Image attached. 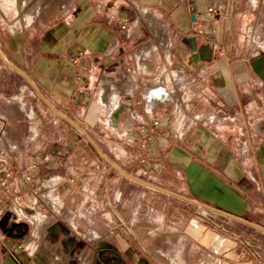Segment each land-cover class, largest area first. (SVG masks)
Masks as SVG:
<instances>
[{
	"label": "crops",
	"instance_id": "obj_1",
	"mask_svg": "<svg viewBox=\"0 0 264 264\" xmlns=\"http://www.w3.org/2000/svg\"><path fill=\"white\" fill-rule=\"evenodd\" d=\"M21 2L30 22L4 27L0 15V51L37 91L9 66L33 91L4 94L0 78V177L12 174L14 192L0 189V264H264L259 240L247 247L226 229L264 232V0H222L216 17H201L208 0ZM159 87L165 101L149 97ZM35 107L82 135L74 124L92 132L105 115L128 139L123 160L95 142L115 165L207 207L119 173L86 135L73 136L77 156L28 168L43 158ZM86 147L98 156L85 167ZM90 191L98 209L86 213ZM122 226L137 240L112 231Z\"/></svg>",
	"mask_w": 264,
	"mask_h": 264
},
{
	"label": "rangeland",
	"instance_id": "obj_2",
	"mask_svg": "<svg viewBox=\"0 0 264 264\" xmlns=\"http://www.w3.org/2000/svg\"><path fill=\"white\" fill-rule=\"evenodd\" d=\"M13 3H16L15 5H13ZM20 3V4H19ZM21 0H0V15L3 14L4 19L6 20V25L7 27H12V25H15V23H17L18 20H20L21 22L25 20V24H29L28 19L30 20L31 17V12L33 11L31 7L29 6H24L21 7ZM21 7V10H19V8ZM34 7V6H33ZM24 18V20H23ZM1 24L0 21V36L2 35L3 32V28H4ZM8 30V29H7ZM11 30V29H9ZM5 31V34H7ZM181 40H184V38H181ZM181 44H183V41H180ZM3 51V50H2ZM3 55L5 58H7L11 63H13L10 58L5 54V52H3ZM186 61H188V57H186ZM3 67V73H1L0 78H2L3 80V93L7 94H13L15 91H17V89L22 85V86H26L28 88H30L31 91L32 88L30 87V85L27 83V81L20 77L19 75H17L16 73H14L13 71H11L9 69V67H7V65L5 63L2 62L1 58H0V67ZM2 82V81H0ZM28 92L26 91L27 94ZM37 96V95H36ZM35 104H39V99L37 97V99L34 102ZM36 106V105H35ZM36 108V114H37V118L36 121L40 123V128L42 129V132H40V137H39V143L40 146H42V150H40L39 152H37V154H42V160H38L39 164L35 163V164H28L27 167L28 168H36L37 166H42L43 168H46L45 166H50V164L46 163L47 158L49 157H56V158H60L63 156H77L75 153V147L74 145L71 143L73 141H76L75 137L73 136H78V140H83V142L86 144V141L88 140L84 135H82L80 132H77L76 130H74L73 128H71V126L69 124L65 125L62 122H60L58 124V126H60V128H56L53 127L52 125H48L47 124V118L44 119L43 117L40 118L39 117V112L37 111L38 107ZM91 123V122H89ZM93 124V123H91ZM111 122L108 121V118L105 117V115L99 117V121L96 123L95 127L92 129V132H89L88 130L85 131L90 135V137L92 138V140L94 142H96L101 148L102 150L106 153L107 155L110 156V153L112 152V154H115L117 156H119L122 160L124 158V156H128L125 155L124 152L128 153V150L125 147V144H123L126 140V142H128V139H125V137L123 135H119L115 134L113 132H111ZM67 128V129H66ZM67 131V132H66ZM74 132H76L78 135H72ZM67 133V134H66ZM63 134H66V139L68 138V143L66 142H57L55 144H52V142H56L59 141V137ZM122 136V137H121ZM155 136L153 133H151L148 137V140H151V137ZM51 145L50 147H47L48 145ZM68 145V147H66V145ZM84 146H87L85 145ZM111 145H113L114 147H111ZM128 146V145H127ZM71 147V148H70ZM129 147V146H128ZM145 150V146L144 144H138L137 147L133 148L132 151H136L138 154L139 152L144 153ZM109 153V154H108ZM134 155V153H133ZM168 154L165 152L164 154L162 153L163 157H166ZM79 156V155H78ZM98 154L96 152H94L92 149H89V147H86L83 149V151H81V155L80 157H83L84 160V165L88 162L91 163V157H97ZM89 160V161H88ZM87 165H85L86 167ZM51 167V166H50ZM51 171V170H50ZM50 171H48V173H51ZM59 171V170H57ZM57 171L53 170L52 172L56 173ZM51 173V176L46 178V182L44 181V183L46 184H52L54 182V177L57 176L58 174H53ZM198 175H199V171H198ZM53 180V181H51ZM51 182V183H50ZM92 191L87 192L89 195V200L87 203H85L84 209L83 211L87 213L88 212H93V209L97 210V194L92 195L91 194ZM96 192V191H95ZM85 193V192H84ZM135 197H133L134 199ZM148 199L150 200V198L148 197ZM57 201H55L56 203ZM241 202L243 204H245L247 206L246 203H244L242 200ZM58 203V202H57ZM250 203V200H249ZM94 205V206H93ZM96 205V206H95ZM245 215H247L250 219H254V220H262V214H260L259 216L253 215L251 212H247L245 213ZM106 220H109L108 217H105ZM219 222H213L211 221L210 227L218 225ZM227 231H228V235L231 237L230 240H243V243L245 246L247 247H251V244L253 242V240H259L258 243L261 246H264V232L263 231H258L257 229L253 228V227H249V226H239L235 223H227ZM106 229H101V231L105 232ZM116 235H124L125 237H127L130 240H137L135 239V237L133 236L134 230H130V229H123V226L118 229L112 230ZM111 239L113 238V235H111ZM262 249V248H261ZM260 259L262 257V251H260ZM262 261V260H261Z\"/></svg>",
	"mask_w": 264,
	"mask_h": 264
},
{
	"label": "water",
	"instance_id": "obj_3",
	"mask_svg": "<svg viewBox=\"0 0 264 264\" xmlns=\"http://www.w3.org/2000/svg\"><path fill=\"white\" fill-rule=\"evenodd\" d=\"M192 19L194 20L195 19V15H193L192 16ZM0 58L3 60V62L7 65V66H9L10 68H12L13 70H16L18 73H20L24 78H26L27 80H28V82L35 88V90L37 91V88L35 87V85H34V83H33V81L31 80V78L28 76V74L25 72V71H23L22 69H20L19 67H17L16 65H14L13 63H11L7 58H5L4 57V55L2 54V52L0 51ZM77 128H79L86 136H87V138L92 142V144L97 148V150L99 151V153H100V155L115 169V170H117L119 173H121V174H123V175H125V176H127L128 178H131V179H133V180H135V181H138V182H141V183H143V184H145V185H147V186H150V187H153V188H157V187H155V186H153V185H151V184H148V183H146V182H144V181H141V180H139L138 178H136V177H133V176H131V175H129V174H127V173H125L122 169H120L117 165H115L103 152H101L100 150H99V148L97 147V145L95 144V142L92 140V138L90 137V135L84 130V129H82L80 126H78L77 124H74ZM157 189H159V190H162V191H164V192H166V193H169V194H172V195H175V196H177V197H180V198H182V199H185V200H187V201H190V202H193V203H196V204H198V205H200V206H203V207H207V206H205V205H203V204H201V203H198V202H195V201H193V200H189V199H187V198H184V197H182V196H179V195H176V194H174V193H172V192H169V191H167V190H164V189H161V188H157Z\"/></svg>",
	"mask_w": 264,
	"mask_h": 264
},
{
	"label": "built area",
	"instance_id": "obj_4",
	"mask_svg": "<svg viewBox=\"0 0 264 264\" xmlns=\"http://www.w3.org/2000/svg\"><path fill=\"white\" fill-rule=\"evenodd\" d=\"M223 11H224V4H223L222 0H208V6H207L205 12L201 14V17H204V16L216 17V16L221 15ZM71 61L73 64L77 63L76 58H72ZM160 90H161V87L156 89V91H160ZM156 124H158V123H156ZM11 180H12V174L11 173H7L4 178L0 177V189L5 190V192L9 195H12L14 193L12 191V189L9 187ZM17 199L19 201H21L22 196L17 197ZM0 205H1V198H0ZM19 216L21 218H24V214H23L22 210H19Z\"/></svg>",
	"mask_w": 264,
	"mask_h": 264
},
{
	"label": "bare ground",
	"instance_id": "obj_5",
	"mask_svg": "<svg viewBox=\"0 0 264 264\" xmlns=\"http://www.w3.org/2000/svg\"><path fill=\"white\" fill-rule=\"evenodd\" d=\"M16 3H13V5H15ZM163 38H164V42H166L167 43V40H168V36H167V33H164L163 34ZM170 41V40H169ZM162 89V88H161ZM166 90V89H165ZM172 93V92H171ZM168 95H169V93L167 92V90L166 91H163V90H160V91H156V93L154 94V93H150L149 94V97L151 98V99H157V100H163V101H165V99L168 97ZM173 95H171V97H172ZM168 99V98H167ZM159 102H161V101H159ZM167 102V101H166Z\"/></svg>",
	"mask_w": 264,
	"mask_h": 264
}]
</instances>
